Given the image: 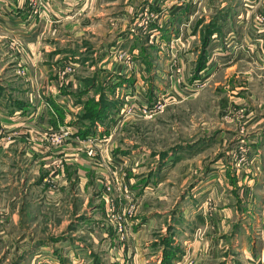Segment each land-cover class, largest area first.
Masks as SVG:
<instances>
[{"label": "rangeland", "instance_id": "rangeland-1", "mask_svg": "<svg viewBox=\"0 0 264 264\" xmlns=\"http://www.w3.org/2000/svg\"><path fill=\"white\" fill-rule=\"evenodd\" d=\"M98 2L105 8L91 13L99 22L90 27L69 30L65 19L45 28L37 65L51 69L44 78L56 79L59 62L71 60L79 64L78 81L97 78L108 92L124 76L135 86L116 89L117 115L92 144L75 143L94 163L83 167V185H65L58 167L56 173L50 167L52 178L43 180L48 194L19 158L29 171L19 211L28 215L18 228L0 215V264H63L75 257L92 264H162L171 235L180 248L175 264H245L264 249V0ZM84 13L75 4L68 12L78 26ZM215 22L221 34L211 37L207 68L197 80L201 42ZM144 43L155 48L148 51L150 69L132 49ZM67 127L35 137L37 144L25 142L39 150L65 147L72 143L65 132L73 127ZM246 177L252 187L243 183ZM2 199L0 192L4 214ZM65 238L82 247L68 249Z\"/></svg>", "mask_w": 264, "mask_h": 264}, {"label": "crops", "instance_id": "crops-1", "mask_svg": "<svg viewBox=\"0 0 264 264\" xmlns=\"http://www.w3.org/2000/svg\"><path fill=\"white\" fill-rule=\"evenodd\" d=\"M72 2H75L73 4L77 5L78 9L80 8L85 12L83 18L79 19V26L70 20L68 14L73 5ZM36 6L38 9L41 8V11H38L40 12L39 15L33 14ZM99 7L105 8L99 4L98 0H92L90 3H86V0H0V132L7 134L6 136L14 134L12 141L0 142V192L4 194V199H2L4 214L1 212L0 215H5L7 220L13 221V226L16 228L20 224L19 219H24L28 215L27 211H19L18 204L20 200L19 190L24 189V185L27 184L25 183V176L29 172L23 164H20V157H22V161L29 164L32 177L40 179L42 186L37 185L42 190L46 188L48 194L51 193V186L49 183L44 184L43 180L46 181V176L48 179L49 177L52 178L49 176L51 169L56 173V166L58 167L60 176L64 177L63 183L65 185H72L78 181L83 185V167L92 168L94 166V163L89 160L90 158L88 159L82 152L78 151L75 143H80L78 141L81 138L77 136L78 129L70 125L77 120L83 111V104L79 99L84 101L95 96L94 91L91 89L87 94L79 97L86 89L87 78L81 81L76 79L79 64L71 60L65 63L59 62L58 70L53 74L56 79H52L51 75L44 78L43 75L50 73L51 69H48L47 72L44 70L45 64L44 66L41 64L43 69L40 70L37 63L39 61L43 63V59L41 54L37 53V48L44 41L45 38L42 37L46 33L45 28L50 24L54 27L71 21L67 28L74 31L77 28L90 27L94 22H99L91 17L92 12H98L102 9ZM99 15L97 17H100ZM102 18H106L101 16L100 22L104 23ZM123 37H125L124 33L121 35V38ZM43 44L45 43L43 42ZM20 48L23 49L22 52H20ZM74 56L79 58L77 54ZM102 57L100 62H105L106 59ZM52 59V54L49 53L47 61L50 62ZM68 64L73 65V67H71V71L63 75V66ZM22 69L23 71H21ZM107 73L105 72V74ZM111 76L114 79V75ZM36 77L39 79L42 77L41 83L35 82ZM120 77L128 79L126 83H130L129 80H134V78L129 79L124 76L116 78L119 79ZM135 82L134 80L133 86H135ZM100 85L107 89L103 84ZM95 97L99 98V96ZM67 125L73 127V136L70 137L72 143L65 147L60 146L53 149L43 147L45 150H39L35 147L30 148L25 142L29 139L34 140L35 137L44 139V132L45 134L52 130L58 132L63 128H68ZM36 141L34 140L32 144H37ZM22 142H24L23 145ZM91 173L92 171L87 172L86 176L90 177ZM246 178L243 183L252 187L253 182L249 184L248 177ZM84 185L88 188L89 182ZM47 202L50 203L49 197L46 198V205H48ZM71 214L74 215V218L82 217L78 212H71ZM260 216L264 219V211L260 212ZM63 242V246L70 250L74 248L77 251L78 248L82 247V245H73L77 242H68L67 238ZM65 251V256L68 257L69 253L66 249ZM247 252L251 253V250ZM207 253L211 254V248L208 249ZM92 261L91 258L75 257L66 259L63 264H92ZM42 263L62 264L59 259L43 260ZM202 264H209V262L206 261ZM245 264H264V249L252 255L251 258L248 257Z\"/></svg>", "mask_w": 264, "mask_h": 264}, {"label": "trees", "instance_id": "trees-1", "mask_svg": "<svg viewBox=\"0 0 264 264\" xmlns=\"http://www.w3.org/2000/svg\"><path fill=\"white\" fill-rule=\"evenodd\" d=\"M219 34H221V28L216 22L207 26V34L201 42V50L203 52H201L199 60L195 66V79L199 80L200 73L207 68L208 52L206 49L211 43V37ZM164 36L165 35H162V39H165ZM132 49H137L139 51L138 57L142 60L146 69H148L150 66V53L148 51L149 49H155L154 46H147V44L144 43L141 46H133ZM126 82H128V79H122L120 77L119 82L116 85L109 87L108 92H106V89L97 82V78L86 79V89L79 95V97L87 94L92 89L95 96H99V98L97 99L95 96H91L84 101L79 99L83 104V111L77 117V120L70 125L75 126L78 129L77 136H79L81 140L96 136L100 127H107L108 123L114 120L115 115H117V111L115 110L118 107V101L115 99L114 95L116 89ZM129 82L132 85L134 84V80H129ZM107 134L108 132L105 131L104 135ZM173 242L174 238L172 235L164 240L165 248L162 264H175L174 261L178 257L180 248L174 246L172 244Z\"/></svg>", "mask_w": 264, "mask_h": 264}, {"label": "built area", "instance_id": "built-area-1", "mask_svg": "<svg viewBox=\"0 0 264 264\" xmlns=\"http://www.w3.org/2000/svg\"><path fill=\"white\" fill-rule=\"evenodd\" d=\"M157 39H159V35L157 34V33H153L152 35H151V40L153 41H156ZM71 67H73V65H71V64H68V65H66V66H63V75H65L68 71H71ZM21 71H23V69L21 70ZM73 134V129H71V128H69L66 132H65V136H73L72 135ZM7 134H3V133H1L0 132V142H2V141H12L13 139H14V134H11V135H8V136H6ZM6 136V137H5ZM91 139H93V138H91V137H89V138H87V140L86 141H88L89 143H93V141L91 140ZM80 141H82L83 142V140H79L78 142H80ZM59 143H60V141H59ZM88 154L90 155V156H95V154H94V149L93 148H88Z\"/></svg>", "mask_w": 264, "mask_h": 264}]
</instances>
